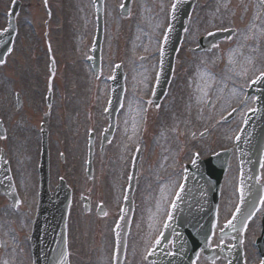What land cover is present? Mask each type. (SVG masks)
Listing matches in <instances>:
<instances>
[{
  "label": "rangeland",
  "instance_id": "1",
  "mask_svg": "<svg viewBox=\"0 0 264 264\" xmlns=\"http://www.w3.org/2000/svg\"><path fill=\"white\" fill-rule=\"evenodd\" d=\"M9 1L0 0V27L4 25L2 14ZM20 1L12 53L0 68V111L9 124V136L0 142V150L8 152L12 161L21 202L12 208L0 195V264H31L24 238L36 203V188L33 189L36 181L32 178L36 149L30 143L41 116L30 119L29 113L38 93L34 91L36 86L39 85V94L46 91L50 54L56 62L50 118V187L63 178L72 189L69 262L110 263L111 209L116 206L124 183L128 157L135 146L141 145L135 214L123 264H144L142 253L159 232L169 197L180 182L183 164L190 160L192 152L207 156L230 146L245 112L253 107L252 98H243L248 81L264 70L261 3L197 0L176 56L168 92L158 106H152L147 98L157 69L156 39L168 22L171 0H133L124 19L118 14L120 0L104 1L102 66L96 79L83 62L94 30L91 0H45L46 5L41 0ZM214 28H233L234 33L209 51L192 52L191 46L197 38ZM117 63L125 71L123 107L111 141L99 153L98 131L107 125L102 109L109 94L108 77L112 65ZM20 72L24 75L20 76ZM13 90L21 91L24 96V105L16 119L11 117ZM232 106L239 108L235 117L230 123L218 124L220 116ZM90 128L96 135L95 156L93 175L86 180L83 160ZM200 132L207 134L199 138ZM192 134H195L193 138ZM59 154H63L64 162L59 160ZM237 174L233 154L222 181L219 224L235 205ZM259 181L264 185V157ZM162 188L164 195L159 196ZM80 195L91 198L92 208L103 205L105 214L98 218L90 211L83 217ZM260 214L261 210L244 231L247 264H257L259 260L253 241L259 234ZM220 228L216 227L211 246L219 244L216 232ZM195 264L224 262L209 263L199 255Z\"/></svg>",
  "mask_w": 264,
  "mask_h": 264
},
{
  "label": "water",
  "instance_id": "2",
  "mask_svg": "<svg viewBox=\"0 0 264 264\" xmlns=\"http://www.w3.org/2000/svg\"><path fill=\"white\" fill-rule=\"evenodd\" d=\"M11 26H13V21L11 19L10 21ZM5 35V34H3ZM165 59H170V54L168 53V55H165V57H163ZM165 65V60L162 59L161 61V70L159 73V82H158V86L156 87V95H159L162 93V88L166 83L167 77H168V73H166L164 75L162 68H164ZM120 81V77L116 76L113 81H112V102H111V106L114 103H119V98L121 96V90L119 88H116L119 84ZM158 88V89H157ZM159 97V96H158ZM258 124L253 122L252 117L250 116V114L248 115L244 128L243 130L240 132L239 136L236 138V146L238 148V152L240 157L244 158L245 155L249 156L250 158L252 157L251 154L253 151H256V157H258V155L260 154V151L262 150V148L264 147V136L261 137V140H259V135L261 134V132H259V127ZM256 127V129H255ZM226 153H220L217 156H215L214 158H212L211 160H207L205 162H203L202 164L204 166H206L207 171L202 172L200 174V176L203 177L204 181H207L209 179V184L207 189L202 192V189H196V188H191L189 186V182H191L194 178H196L198 175V173L200 171H196V174L194 176H188L186 178L185 184L183 186V189L181 191V193L179 194L178 198H177V206H180L182 204H187L191 207H194L198 204L199 201H197L199 199V196H201L200 194L202 193V195H205V199L207 198L209 200V206L210 203L212 202L211 199L215 198L214 203H213V207H210L209 209L204 210V214H203V220H207L210 218L212 212H213V208H214V204L216 201V193H217V185L220 179V165H221V160L225 157ZM217 159V160H216ZM216 160V161H215ZM215 161V162H214ZM214 162V163H213ZM199 176V177H200ZM251 190V189H250ZM250 190H248V193L250 192ZM249 195H251V193H249ZM213 197V198H212ZM211 201V202H210ZM66 211V208H60L59 211L57 212L56 210L50 214L49 218L45 220V223L47 224V229L57 238L58 243L60 244L59 246H56L54 248L55 250V254L57 255L56 257V262L61 260V255L65 254V230H64V213ZM186 215L185 217L188 220H195L198 215L199 212H195L192 210H186ZM42 213V210H41ZM46 218H47V214ZM62 215V216H61ZM180 218H182L184 221L185 219L181 216V215H176L175 217L172 218L171 220V226H178V220H180ZM170 223V222H169ZM212 222H209V224H207L209 227L211 225ZM63 226V227H62ZM62 227V230H60ZM170 231V230H167ZM176 232L175 230H173V233ZM206 228H202L199 232V234L201 235V239H199V241L196 243L195 240L192 241V239L190 238V236L188 235V238L191 240H189L191 246H192V252L195 251V249L199 246L198 244L204 239V237L206 236ZM169 234H165L163 236V240L167 241ZM34 241H35V237H34ZM39 239H36V242L38 244H40ZM236 245L239 246V240L236 239ZM54 250H52L51 252H53ZM188 251V250H186ZM185 250L182 251V254L179 258V260L183 261L186 258V252ZM178 254H173L170 258L166 257L165 259H169L170 261L172 259H176L178 260L177 257ZM176 256V257H175ZM262 256H264V252L262 253Z\"/></svg>",
  "mask_w": 264,
  "mask_h": 264
},
{
  "label": "bare ground",
  "instance_id": "3",
  "mask_svg": "<svg viewBox=\"0 0 264 264\" xmlns=\"http://www.w3.org/2000/svg\"><path fill=\"white\" fill-rule=\"evenodd\" d=\"M203 77L205 78V76H203ZM201 80H202V79H201ZM129 115H130V116L133 115V112H131ZM162 195H164V188H162V192H160L159 196H162Z\"/></svg>",
  "mask_w": 264,
  "mask_h": 264
}]
</instances>
